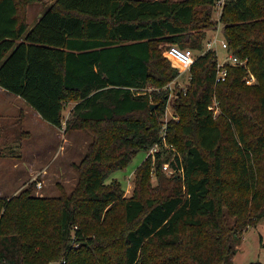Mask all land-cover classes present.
Segmentation results:
<instances>
[{
    "label": "trees",
    "instance_id": "16d2710c",
    "mask_svg": "<svg viewBox=\"0 0 264 264\" xmlns=\"http://www.w3.org/2000/svg\"><path fill=\"white\" fill-rule=\"evenodd\" d=\"M35 1L0 0V87L56 127L72 101L65 130L93 139L71 192L0 197V264H232L239 233L264 216V0H224L227 49L246 63L227 65L221 81L216 50L203 45L218 0H54L29 28ZM173 44L201 52L170 102L172 154L159 129L163 87L179 73ZM248 71L256 83H245ZM212 101L223 114L214 117ZM153 145L165 192H139L150 156L124 197L109 174Z\"/></svg>",
    "mask_w": 264,
    "mask_h": 264
},
{
    "label": "rangeland",
    "instance_id": "374dc122",
    "mask_svg": "<svg viewBox=\"0 0 264 264\" xmlns=\"http://www.w3.org/2000/svg\"><path fill=\"white\" fill-rule=\"evenodd\" d=\"M52 1L54 0H37L26 6L29 28L36 21L38 14L43 12L49 5L48 3ZM223 2L218 3L216 1L213 5L211 19L216 24L204 29L206 32L203 40L204 49L207 48V41L212 39L213 36H218V41L221 38L225 39L222 34L223 24L220 21ZM214 48L218 62H222L230 53L221 48L219 43H216ZM200 52L193 49L195 56ZM243 61L246 63V60ZM174 65L176 64L174 63ZM176 66L179 68L178 75L163 87V89L168 88L170 94L165 113L161 117L162 123L159 129V134L163 139V147L172 154L173 152L178 153V151L173 144L167 141L165 127L170 120L178 121V118L174 114L170 102L176 89L182 91L187 89L190 78L189 69L180 64ZM248 78L251 79L250 83L246 81ZM244 81L247 85H251L256 83V78L253 73L248 71ZM152 89L160 90L161 88H148V90ZM215 103V101H212L211 105L214 108L213 115L217 117L223 112ZM73 104L70 101L64 106L61 127L51 124H44L47 125L44 127L40 122L35 121L30 113L27 114V120L24 121L23 125L24 117L21 118L19 114L22 112V116H24L25 110L30 111L29 105L22 98H16L0 91V107H3V110L7 113L0 121L3 125L0 128V197L9 199L26 187H30L33 196H57L62 190L66 193L73 190L78 179L77 165L80 164L81 159L88 151V145L93 139L92 133L86 129L65 130L64 120ZM21 131L22 135L20 136ZM34 131L40 134L41 139L43 138L41 142V139L39 140L37 136L29 139ZM157 149L159 150V146L153 145L147 152H137L124 169L112 171L106 181L109 182L113 178L119 179L124 189V197H129L132 195L135 186L136 167L144 162L146 158L152 156V163L148 171L149 182L147 183L144 179H141V185L138 189L139 192L146 195H161L165 192L166 187H161L156 177V158L153 152ZM164 156L165 154L162 157ZM32 158H36V161H33ZM32 162H34L33 165H31ZM163 163L169 164V169H162L164 175L170 176L173 174L174 169L171 167L170 162L163 160ZM228 219L230 223L233 222L232 215L229 214ZM234 248L236 251L231 257L232 264H253V262L264 264V216L255 225H248L239 233V239L235 242ZM60 263V261H55L51 264Z\"/></svg>",
    "mask_w": 264,
    "mask_h": 264
},
{
    "label": "built area",
    "instance_id": "2783aa9c",
    "mask_svg": "<svg viewBox=\"0 0 264 264\" xmlns=\"http://www.w3.org/2000/svg\"><path fill=\"white\" fill-rule=\"evenodd\" d=\"M222 1H224V0H218V3H221ZM216 43H219L221 48H223L225 51H228L226 40L221 38L218 41V36H213L212 39L207 41V43H206L207 48L206 49L214 48V45ZM166 52L170 56V58L173 61V63H175L176 65H178V64L183 65V66L186 67V69H189L191 63L195 59V55H194L192 49H190V48H181V47H179L176 44L170 45L167 48ZM235 64L245 65V62L243 60H240L236 56H234L232 53H229L222 62H218L217 63V71H216L215 80L216 81L224 80V78L226 76V73H227L226 66L227 65H235ZM246 81L248 83H250L251 79L248 78V79H246ZM209 108L214 110L212 105H210ZM162 169L163 170L169 169V164L168 163H163L162 164ZM72 245L74 247H77L79 244L77 242H73Z\"/></svg>",
    "mask_w": 264,
    "mask_h": 264
},
{
    "label": "crops",
    "instance_id": "0c3cea01",
    "mask_svg": "<svg viewBox=\"0 0 264 264\" xmlns=\"http://www.w3.org/2000/svg\"><path fill=\"white\" fill-rule=\"evenodd\" d=\"M48 4H50V3H48ZM41 13L42 12H40L39 14H38V17L41 15ZM37 17V18H38ZM0 91L1 92H6V93H8L10 96H14V97H18V98H20L19 96H17V95H12V94H10L8 91H6V90H4L3 88H1L0 87ZM28 108L30 109V111H27V110H25V112H24V118H23V125H24V121L25 120H27L26 119V117H27V114L28 113H30L31 114V116H32V118L35 120V121H37V122H40V124L42 125V126H44V127H46L47 125H44V124H49V123H46V121H44L43 119H41L40 118V116H39V114L34 110V109H32L31 107H29L28 106ZM7 113L3 110V107H0V121L3 119V116L4 115H6ZM19 114V113H18ZM20 115V114H19ZM17 119H18V117H17ZM40 120V121H39ZM26 122V121H25ZM29 124V123H28ZM1 127H3V125H2V123H0V128ZM22 129H24V128H22ZM25 130V129H24ZM38 137L39 138V140L41 139V137H39L40 136V134H38L36 131H34V132H32V136L29 138V139H33V138H35V137ZM43 140V138L40 140V142ZM36 155V154H35ZM36 157H38V155H36ZM39 158V157H38ZM33 159V161H36V158H32ZM33 163L34 162H32L31 163V165H33ZM17 166V165H16Z\"/></svg>",
    "mask_w": 264,
    "mask_h": 264
},
{
    "label": "water",
    "instance_id": "95a60500",
    "mask_svg": "<svg viewBox=\"0 0 264 264\" xmlns=\"http://www.w3.org/2000/svg\"><path fill=\"white\" fill-rule=\"evenodd\" d=\"M153 105H151L150 107H152Z\"/></svg>",
    "mask_w": 264,
    "mask_h": 264
}]
</instances>
